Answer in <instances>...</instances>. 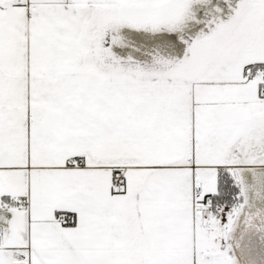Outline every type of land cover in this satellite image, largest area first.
Listing matches in <instances>:
<instances>
[{
	"label": "snow or ice",
	"instance_id": "6c2138e0",
	"mask_svg": "<svg viewBox=\"0 0 264 264\" xmlns=\"http://www.w3.org/2000/svg\"><path fill=\"white\" fill-rule=\"evenodd\" d=\"M0 264H264V0H0Z\"/></svg>",
	"mask_w": 264,
	"mask_h": 264
}]
</instances>
